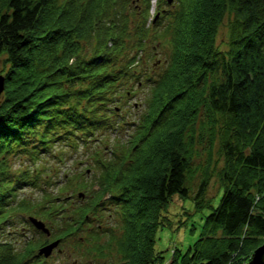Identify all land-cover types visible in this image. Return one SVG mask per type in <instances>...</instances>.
Segmentation results:
<instances>
[{
    "label": "trees",
    "instance_id": "1",
    "mask_svg": "<svg viewBox=\"0 0 264 264\" xmlns=\"http://www.w3.org/2000/svg\"><path fill=\"white\" fill-rule=\"evenodd\" d=\"M150 4L3 0L0 225L17 210L38 236L18 250L0 241V264H44L58 244L48 256L38 250L71 230L78 233L81 264H246L264 242V0H156L154 22ZM225 17L221 49L215 38ZM82 39L93 43L87 55ZM157 44L163 60L154 56ZM141 89L143 111L133 131L122 132L117 110ZM97 131L114 134L107 155L86 146ZM215 143L222 165L212 171L221 185L206 200L211 168L195 167L193 157L196 145L209 151ZM55 144L95 153L99 179L91 186L98 182L106 199L98 203L104 194L92 189L80 203L62 193L8 205L22 184L39 187L40 171L30 166L48 158ZM8 158L30 166L12 173ZM173 197L208 212L199 238L166 261L154 247L155 232L170 225L166 208ZM112 201L118 217L110 224L97 211Z\"/></svg>",
    "mask_w": 264,
    "mask_h": 264
},
{
    "label": "rangeland",
    "instance_id": "2",
    "mask_svg": "<svg viewBox=\"0 0 264 264\" xmlns=\"http://www.w3.org/2000/svg\"><path fill=\"white\" fill-rule=\"evenodd\" d=\"M155 1L156 0H151L149 10L150 19L155 12ZM173 3H175V0H172V2L168 5H172ZM2 7L3 0H0V9ZM156 13L159 14V12ZM156 13L154 14V17ZM154 17L152 18V22L155 21H153ZM227 34L228 19L227 17H225L218 28L215 38V44H217L221 49L225 48ZM79 41L80 42L78 43L82 44L81 53L87 55L90 52L93 43L89 42V40L87 39H82ZM155 48L156 49L153 50L154 56L160 60H163L164 55L162 54L161 48L158 47V44ZM3 58V54L0 55V74H2V72L7 69V64L3 63ZM155 70H157V68ZM143 89L137 91L135 95L129 98L124 104L122 103L121 109L117 110L122 118L120 121V125L123 127L122 132H124L126 128L129 132L133 131L134 126L132 124V121H135V118H137V113L140 114L143 111ZM105 133L106 132L103 131H97L96 133H94L92 137L97 134L95 138L96 140L90 141V143L86 144V146L90 147V149L94 148L95 150L101 148V150L104 151L102 153L107 152L109 147L108 143H112L114 141V134L111 133L108 137L104 135ZM196 147L197 150L195 151V155L193 157V165L198 168L207 165L211 168V176L209 178V182L204 195V198L206 200H209L210 198L217 196L220 191L219 185L221 184L216 176L215 171H212V168L214 167V164L217 166L222 165L221 155L219 154V148L216 143L209 151L207 149V144H205L204 146L196 145ZM52 153L48 156V158L45 157L43 159V156H41L38 159L37 163L32 164L31 166L24 158H8L7 160H5V164L8 166L7 170L9 169L12 173L15 174L18 173L21 168L27 169L29 166L31 168H37L40 171L39 173L37 172V174L40 176L38 177L37 181L39 187L22 184V188H19L15 192L14 197L10 199L8 205L15 206L16 203L20 200H34L36 202V199H38L42 194L46 196H61L62 193L71 195L70 201L74 203H80L81 201H84L86 197L88 198V193L89 191L91 192L92 189L96 190L97 195L99 196L104 194L102 197H100L101 202L98 203L101 204L102 201L106 199L108 195L104 193V191H102V188H99L98 182H95V185L93 187L91 186L94 180L99 179L98 172L94 168L95 158L93 154L95 153L93 151L89 150L88 148L85 152L81 153L79 149H77V151H73L71 148L63 146L62 144H55L53 146ZM107 154L108 153H105V155ZM199 180V174H196L192 178L191 184L189 185V187L191 188L190 198H192V195L195 193ZM44 184L45 186H43ZM71 186L77 190H72ZM40 188L43 189L45 193H43ZM96 191L94 192V195L96 194ZM78 193H82L85 195L79 196L78 198ZM116 207L117 206L114 201H112L111 203L103 202L102 207H99L97 214H100L103 221L105 220L106 222L113 224L118 217L116 214ZM166 209V213L168 216L167 219L169 220L170 225L159 227L156 230L154 247L158 252L162 254L164 260L168 261L172 256L173 250L180 252L181 256L187 251L189 246H191L195 242V240L199 238L204 220L203 217L205 216V214H207L208 209H196L194 203L190 199H182L180 197H173L167 205ZM12 212V215L15 217L8 218V221H10L11 219V222L0 225V241H5L13 245L16 250H18L23 245V242L26 238H32V235H34L33 238H35L38 235H35L30 227L26 229L25 223L23 224L18 220L17 216L21 214H16L17 210H13ZM109 213L111 215L107 217V214ZM44 224L50 230L48 224L45 222ZM73 229H76V227H74ZM71 231V234H74H69L70 236L61 240L53 249L52 254L45 259L44 264H75L77 262L75 260H78L77 255H79V253L77 252L79 249L77 248L78 233H75L74 230ZM49 238L53 240L55 236L53 234H50ZM73 247L76 248L75 252L73 250ZM23 253L26 254V252ZM90 258L91 257L87 255L86 260L84 261L88 262ZM109 262L110 260H107V263ZM79 263L81 264V262Z\"/></svg>",
    "mask_w": 264,
    "mask_h": 264
},
{
    "label": "water",
    "instance_id": "3",
    "mask_svg": "<svg viewBox=\"0 0 264 264\" xmlns=\"http://www.w3.org/2000/svg\"><path fill=\"white\" fill-rule=\"evenodd\" d=\"M167 4H170L172 0H166ZM158 17V13H156L153 21ZM3 84H4V77L0 74V94L3 90ZM78 196H82V193H78ZM30 221L37 227L42 229L44 232H48V229L44 226V223L40 220H37L34 217L29 218ZM58 244V240H54L44 246H42L38 252L39 254H43L44 256H48L52 249ZM246 264H264V242L259 245L257 248L254 249V251L251 254L250 260Z\"/></svg>",
    "mask_w": 264,
    "mask_h": 264
}]
</instances>
